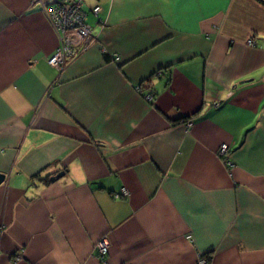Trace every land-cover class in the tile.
Returning <instances> with one entry per match:
<instances>
[{"label": "crops", "instance_id": "1", "mask_svg": "<svg viewBox=\"0 0 264 264\" xmlns=\"http://www.w3.org/2000/svg\"><path fill=\"white\" fill-rule=\"evenodd\" d=\"M52 1L0 0V264H264V0H82L60 70Z\"/></svg>", "mask_w": 264, "mask_h": 264}, {"label": "built area", "instance_id": "2", "mask_svg": "<svg viewBox=\"0 0 264 264\" xmlns=\"http://www.w3.org/2000/svg\"><path fill=\"white\" fill-rule=\"evenodd\" d=\"M42 9L58 34L59 44L55 52L48 58L47 63L60 70L66 62L74 59L80 51L85 50L92 42L91 27L86 22V13L82 8V0H53L50 3H41ZM94 14L100 11L99 6L91 9ZM248 45L253 42L248 40ZM138 88V87H137ZM145 99L152 101L153 96L146 94ZM188 122L187 125H190ZM228 146L221 144L218 148L219 156H225ZM229 164V163H228ZM125 188L120 193H115L114 198L126 196ZM98 256L103 259L108 254L109 242L106 236L96 243ZM197 264H206L205 258H200Z\"/></svg>", "mask_w": 264, "mask_h": 264}, {"label": "water", "instance_id": "3", "mask_svg": "<svg viewBox=\"0 0 264 264\" xmlns=\"http://www.w3.org/2000/svg\"><path fill=\"white\" fill-rule=\"evenodd\" d=\"M62 176H63V172L60 171V172L56 173L54 176H51L49 178V180L51 182H54V181L58 180L60 177H62ZM4 177H5L4 174H0V183L3 181Z\"/></svg>", "mask_w": 264, "mask_h": 264}]
</instances>
